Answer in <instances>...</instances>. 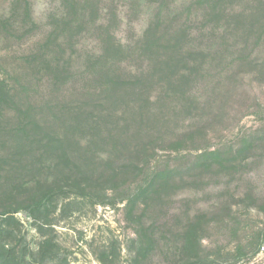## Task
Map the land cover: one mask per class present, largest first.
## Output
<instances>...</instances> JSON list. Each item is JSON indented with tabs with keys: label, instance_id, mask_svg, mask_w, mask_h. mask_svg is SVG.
Here are the masks:
<instances>
[{
	"label": "rangeland",
	"instance_id": "374dc122",
	"mask_svg": "<svg viewBox=\"0 0 264 264\" xmlns=\"http://www.w3.org/2000/svg\"><path fill=\"white\" fill-rule=\"evenodd\" d=\"M188 263L264 264V0H0V264Z\"/></svg>",
	"mask_w": 264,
	"mask_h": 264
},
{
	"label": "trees",
	"instance_id": "16d2710c",
	"mask_svg": "<svg viewBox=\"0 0 264 264\" xmlns=\"http://www.w3.org/2000/svg\"><path fill=\"white\" fill-rule=\"evenodd\" d=\"M51 73H54V75H52V76H55V75H56V76H61V75L63 74V73H61V72H58V70H53V69H51ZM68 77H71V76H68ZM56 79H58V78L56 77ZM94 182H95V181H94ZM92 184L94 185V183H92ZM91 188H92V187H91ZM148 248H150V246H148L147 249H148ZM192 262H193V260H192ZM189 263H191V262H189ZM189 263H188V264H189Z\"/></svg>",
	"mask_w": 264,
	"mask_h": 264
}]
</instances>
